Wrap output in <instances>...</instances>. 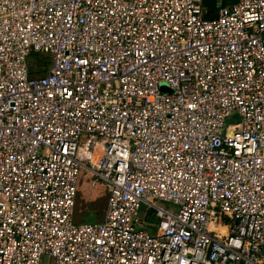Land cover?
<instances>
[{"label": "built area", "instance_id": "2783aa9c", "mask_svg": "<svg viewBox=\"0 0 264 264\" xmlns=\"http://www.w3.org/2000/svg\"><path fill=\"white\" fill-rule=\"evenodd\" d=\"M206 13L0 0V264H264V0Z\"/></svg>", "mask_w": 264, "mask_h": 264}, {"label": "rangeland", "instance_id": "374dc122", "mask_svg": "<svg viewBox=\"0 0 264 264\" xmlns=\"http://www.w3.org/2000/svg\"><path fill=\"white\" fill-rule=\"evenodd\" d=\"M236 2V0H203V8L207 11L206 14H204V17L209 19H214L217 17L216 10L222 6H231ZM33 57H30L28 59V65H33ZM46 73H41V76H43ZM239 119L237 117L231 118L227 124H234L238 122ZM90 180H91V174L89 171H87L84 168L80 169V173L78 176V183H77V194L76 197L78 199V205L77 207H74V213H73V222L74 224H96L100 223L104 217L105 210H106V199L107 194L104 189L100 187L91 188L90 187ZM105 202V204H104ZM96 204L97 210L94 213H91L87 211V207L90 205ZM155 204L159 207H162L164 209H173L174 206L168 203H161V202H155ZM85 205V207H84ZM84 208V209H83ZM86 211V212H85ZM147 206L141 205L139 212H138V218L141 220H144L146 224L151 227L147 226L149 230H153V225L156 223V219L152 216V211H150L149 214H147ZM50 263H52V260H49Z\"/></svg>", "mask_w": 264, "mask_h": 264}, {"label": "crops", "instance_id": "0c3cea01", "mask_svg": "<svg viewBox=\"0 0 264 264\" xmlns=\"http://www.w3.org/2000/svg\"><path fill=\"white\" fill-rule=\"evenodd\" d=\"M104 204H105V202H104ZM77 205H78V199H77V197H76V202H75V206L77 207ZM96 206V204H93V205H90V206H88L87 207V211H89V212H91V213H94L96 210H97V208L95 207ZM84 207H85V205H84ZM84 209V208H83ZM86 212V211H85Z\"/></svg>", "mask_w": 264, "mask_h": 264}, {"label": "water", "instance_id": "95a60500", "mask_svg": "<svg viewBox=\"0 0 264 264\" xmlns=\"http://www.w3.org/2000/svg\"><path fill=\"white\" fill-rule=\"evenodd\" d=\"M161 90L165 91V90H166V86L163 85V86L161 87Z\"/></svg>", "mask_w": 264, "mask_h": 264}, {"label": "trees", "instance_id": "16d2710c", "mask_svg": "<svg viewBox=\"0 0 264 264\" xmlns=\"http://www.w3.org/2000/svg\"><path fill=\"white\" fill-rule=\"evenodd\" d=\"M37 62H39V63H40V62H41V61H40V59H37Z\"/></svg>", "mask_w": 264, "mask_h": 264}]
</instances>
